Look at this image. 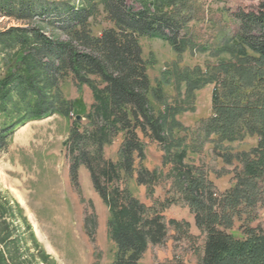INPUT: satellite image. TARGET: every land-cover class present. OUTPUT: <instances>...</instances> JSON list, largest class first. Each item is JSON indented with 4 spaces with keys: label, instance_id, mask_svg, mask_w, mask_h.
<instances>
[{
    "label": "rangeland",
    "instance_id": "rangeland-1",
    "mask_svg": "<svg viewBox=\"0 0 264 264\" xmlns=\"http://www.w3.org/2000/svg\"><path fill=\"white\" fill-rule=\"evenodd\" d=\"M159 1L164 14L187 15L181 30L187 44L181 50L159 38L140 39L151 104L165 124V143L138 132L144 155L135 158L127 176L120 167L123 131L105 132L111 122L95 114L102 102L92 87L78 85L69 75L49 91L61 99L57 110L15 127L0 156L4 264H112L116 247L107 222L111 207L125 204V191L144 206L142 220L147 222L142 224L146 249L137 264H206L209 228L236 240L248 228L264 226V171L252 192L243 195L252 177L246 176L240 158L242 153L258 156V137L247 128L256 117L252 107H260L256 115L264 119V62L248 50L239 51L236 24L229 16L230 11L255 10L264 0ZM17 25L0 16V30ZM89 25L94 35L110 27L100 5ZM241 63L253 73H243ZM6 70L0 59V76ZM95 83L102 88L98 79ZM213 97L239 111L232 129H226L231 133L209 126ZM3 120L0 115V124ZM82 153L107 202L85 164L77 166L72 181L70 166ZM138 171L145 173L143 184L137 182ZM157 224L162 230L152 238Z\"/></svg>",
    "mask_w": 264,
    "mask_h": 264
},
{
    "label": "trees",
    "instance_id": "trees-1",
    "mask_svg": "<svg viewBox=\"0 0 264 264\" xmlns=\"http://www.w3.org/2000/svg\"><path fill=\"white\" fill-rule=\"evenodd\" d=\"M82 1L84 4L76 6L67 0H0V16L20 24L0 30V55L3 54L0 59L7 67L0 76V115L4 119L0 124V156L7 151L15 127L57 110L61 99L52 97L49 91L57 89L71 75L78 85L92 87L102 102L95 114L104 123L111 122L105 132L112 135L123 131L120 167L131 176L135 158L141 159L144 155L138 132L160 145L165 143V124L151 104L152 87L140 39L159 38L173 49L181 50L187 44L181 34L187 15L164 14L159 10V0ZM98 5L110 27L94 35L89 19ZM229 16L236 24L234 39L239 51L248 50L263 63L264 3L255 10L230 11ZM239 66L243 73H253L243 63ZM95 79L103 84L102 88ZM218 103V98L213 97L215 118L209 126L220 129L221 134L231 133L232 130L226 132V129H232L239 111H230L223 102ZM252 108L251 116L256 117L247 131L258 137V156L250 158L246 153L240 154L246 176L252 177L243 195L252 192L264 171V119L261 121L262 117L256 115L260 107ZM82 156L70 166L72 181L76 179L77 166L85 164L94 188L107 202L106 191L89 159L83 153ZM137 173V182L145 183V173ZM124 194L125 204L111 207L107 222L116 247L112 264H137L146 249L142 224L147 222L142 220L144 206L127 191ZM192 199L202 207V202ZM206 209L212 211L210 207ZM152 230L151 237L155 238L162 230L161 225ZM246 233L243 239L235 240L218 229L209 228L206 264H264V226L248 228ZM4 262V253L0 250V264Z\"/></svg>",
    "mask_w": 264,
    "mask_h": 264
}]
</instances>
